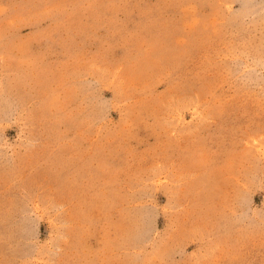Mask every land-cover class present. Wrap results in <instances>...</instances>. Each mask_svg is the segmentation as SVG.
Wrapping results in <instances>:
<instances>
[{
  "label": "rangeland",
  "instance_id": "374dc122",
  "mask_svg": "<svg viewBox=\"0 0 264 264\" xmlns=\"http://www.w3.org/2000/svg\"><path fill=\"white\" fill-rule=\"evenodd\" d=\"M0 264H264V0H0Z\"/></svg>",
  "mask_w": 264,
  "mask_h": 264
}]
</instances>
